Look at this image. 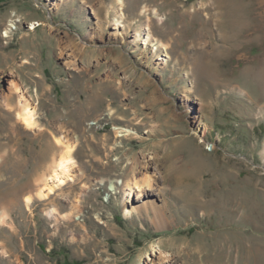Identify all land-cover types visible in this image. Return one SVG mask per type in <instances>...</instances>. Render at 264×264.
<instances>
[{
	"label": "rangeland",
	"instance_id": "374dc122",
	"mask_svg": "<svg viewBox=\"0 0 264 264\" xmlns=\"http://www.w3.org/2000/svg\"><path fill=\"white\" fill-rule=\"evenodd\" d=\"M0 210V264H264V0H0Z\"/></svg>",
	"mask_w": 264,
	"mask_h": 264
},
{
	"label": "bare ground",
	"instance_id": "6f19581e",
	"mask_svg": "<svg viewBox=\"0 0 264 264\" xmlns=\"http://www.w3.org/2000/svg\"><path fill=\"white\" fill-rule=\"evenodd\" d=\"M118 15V14H117ZM122 15V13H121ZM118 17V16H117ZM116 18V17H115ZM118 23H115V26L113 27L114 32H118L120 26L122 27L123 25H121L120 23L122 21H120L118 18L115 19ZM120 22V23H119ZM148 25V24H147ZM149 28V27H148ZM120 32V31H119ZM151 38V33L150 30L147 29V33L146 36L143 38L144 43H147L150 41ZM166 44L161 43V48L166 49ZM22 100L21 102V107H20V113L19 116L21 118V121L24 123V125L26 126H32L33 124H35V111L34 108L29 106V103L27 102V99L24 98L23 95H21ZM64 152L62 154H60V157L57 159V161H55V165L51 171V174H49V178L46 179L45 184L42 185L41 187H39L40 189L38 190V194L42 197H46L48 193H51L55 188H59L61 186H63L64 184H66L68 181L72 180V167L75 165L73 157H72V150L69 148L63 150ZM145 168L146 170L148 168H150V163L149 161H147L145 164ZM133 176V175H132ZM144 182L146 183V185L149 187V190H156L152 184H151V177L148 175H145V177L143 178ZM141 184V182H140ZM136 179L134 177L130 178L129 180L124 182V187L126 190V198H128L125 201V205L128 204V208L126 213L130 214L133 211H138V208L132 207V205L130 204L132 201H130L129 199L131 198V195L134 192V188H140V185ZM139 191V196H141V190ZM154 195V194H153ZM152 193L151 194H147L145 195V197L147 198V200H143V204H141V208H143L145 211H147L148 213H152L153 215V221L156 222V224L159 225H164L167 221V219H165V215L164 213H162V211L160 209H157L154 206V197H153ZM25 202L26 204H28L31 200L30 196H26L25 197ZM130 204V205H129ZM159 208V207H158ZM6 218H7V214L4 210H0V224H6Z\"/></svg>",
	"mask_w": 264,
	"mask_h": 264
}]
</instances>
